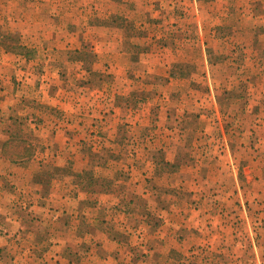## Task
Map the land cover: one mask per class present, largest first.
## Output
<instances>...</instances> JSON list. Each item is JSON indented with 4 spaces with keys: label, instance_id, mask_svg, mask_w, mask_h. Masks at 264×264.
Returning <instances> with one entry per match:
<instances>
[{
    "label": "crops",
    "instance_id": "0c3cea01",
    "mask_svg": "<svg viewBox=\"0 0 264 264\" xmlns=\"http://www.w3.org/2000/svg\"><path fill=\"white\" fill-rule=\"evenodd\" d=\"M117 1L0 0V32L32 51L0 44V264H264L257 161L235 157L222 130L212 159L195 139L167 140L171 128L145 137L157 97L145 72L186 78L171 69L178 49L155 42L181 25L179 0Z\"/></svg>",
    "mask_w": 264,
    "mask_h": 264
},
{
    "label": "rangeland",
    "instance_id": "374dc122",
    "mask_svg": "<svg viewBox=\"0 0 264 264\" xmlns=\"http://www.w3.org/2000/svg\"><path fill=\"white\" fill-rule=\"evenodd\" d=\"M117 2L113 5L128 7V0ZM183 2L179 0L174 6V15L181 19V25L172 21L173 25L165 28L173 30L169 33L171 36L155 42L178 49L175 58L180 62L173 63L171 69L175 74L181 71L186 78L164 80L167 69L162 71L158 67V73L145 72L143 80L153 85L152 89L146 86L145 95L157 96L150 116L142 122L149 130L145 137L162 139L163 132L154 130L171 128L164 136L167 140L176 136L183 140L195 139L196 146L191 151L199 157L212 159L221 158L226 152L224 141L218 139L221 136L219 130H222L233 141L234 146L229 147L235 157L257 161L256 166L263 170L264 0H202L201 7L195 10L197 14L185 9ZM107 3L111 4L110 1ZM159 3L152 0L150 4L152 8H158ZM165 4L160 8L171 5L168 0ZM168 63L163 62L160 67L164 68ZM68 71L69 77L75 78L70 79L69 84L77 85V77L71 76L74 67H68ZM128 71L134 82L140 78L133 74V68ZM29 101L27 98L19 100V104L29 105ZM158 107L164 110L166 120L160 118ZM208 122L215 128V133L209 129L193 131L192 127H202ZM216 127H219L218 131ZM125 136L129 141L131 136ZM129 150L130 154L134 152L133 148ZM185 152L183 149L182 153Z\"/></svg>",
    "mask_w": 264,
    "mask_h": 264
},
{
    "label": "trees",
    "instance_id": "16d2710c",
    "mask_svg": "<svg viewBox=\"0 0 264 264\" xmlns=\"http://www.w3.org/2000/svg\"><path fill=\"white\" fill-rule=\"evenodd\" d=\"M0 44L5 50L22 54L26 58L32 54L31 49L20 42L19 35L16 32H0Z\"/></svg>",
    "mask_w": 264,
    "mask_h": 264
}]
</instances>
